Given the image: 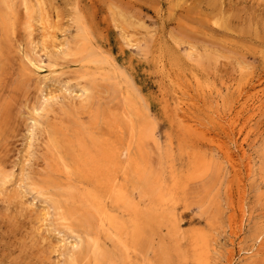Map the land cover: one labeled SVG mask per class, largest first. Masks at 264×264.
<instances>
[{
	"label": "rangeland",
	"instance_id": "1",
	"mask_svg": "<svg viewBox=\"0 0 264 264\" xmlns=\"http://www.w3.org/2000/svg\"><path fill=\"white\" fill-rule=\"evenodd\" d=\"M40 2L53 18L48 38L37 6L32 13L28 0H0V264H92V205L63 170L51 182L49 163L56 154L70 161L75 143L95 156L110 134L132 145L126 125L135 115L152 133L142 155L166 201L155 203V227L131 254L100 237L106 256L113 253L101 264H264V0ZM85 87L90 95L79 101ZM53 133L65 140L58 152ZM201 253L206 262L196 261Z\"/></svg>",
	"mask_w": 264,
	"mask_h": 264
},
{
	"label": "bare ground",
	"instance_id": "2",
	"mask_svg": "<svg viewBox=\"0 0 264 264\" xmlns=\"http://www.w3.org/2000/svg\"><path fill=\"white\" fill-rule=\"evenodd\" d=\"M32 1V2H31ZM22 4L25 3L24 1H21ZM28 6L27 10L29 8V11L32 12L33 8H36L35 6H37V10L39 12V19L37 20L39 22V27L41 30L43 31L42 34V38L45 37L46 35L49 34L48 30L49 29V24L51 19L53 20V18H51L49 16V12H46V8L44 10V2L43 4L40 2V0H28ZM33 3V4H32ZM130 3V2H129ZM27 4V3H26ZM25 4V5H26ZM37 4V5H36ZM43 6H42V5ZM2 5V4H0ZM41 5V6H40ZM186 5V4H185ZM187 6V5H186ZM25 9V6H24ZM26 12V11H25ZM28 12V11H27ZM35 12V11H34ZM33 13V12H32ZM30 14V13H29ZM77 14V13H76ZM130 14V13H129ZM14 15V14H13ZM35 15L38 17V15L35 12ZM92 15V14H91ZM132 15V14H131ZM128 16V13H127ZM126 16V17H127ZM225 16V15H224ZM222 16V18L224 17ZM228 16V15H226ZM14 17V16H13ZM37 17H35L37 19ZM77 17V16H76ZM122 17V16H121ZM125 17V14H124ZM33 17V19H35ZM81 18V15L79 14V19ZM131 18V16H130ZM226 18V17H224ZM78 19V17H77ZM125 19V18H124ZM133 19V18H132ZM135 19V18H134ZM138 19V18H136ZM32 20V19H31ZM82 20V18H81ZM129 20V19H128ZM140 20V19H138ZM212 20V19H211ZM221 23V18L218 19ZM216 19V21H218ZM223 20V19H222ZM34 21V20H33ZM79 21V20H75V23ZM127 21V20H126ZM134 21V20H133ZM215 21V22H216ZM218 21V23H215V25L220 24ZM226 19H224L222 22H225ZM229 21V19L227 20V22ZM137 22V20H136ZM140 22V24H142V20L138 21ZM137 22V23H138ZM226 22V23H227ZM230 22V21H229ZM52 23V22H51ZM127 23H130V21H128ZM186 23V22H185ZM185 23H183L185 25ZM78 24H80L78 22ZM131 24V23H130ZM139 24V23H138ZM139 26H143L142 30L144 29H148L145 27V25H140ZM188 24V23H186ZM224 23H222V26H226ZM52 25V24H51ZM82 25V24H81ZM87 25V24H86ZM133 26H135L136 24H132ZM131 25V27H133ZM78 26V25H76ZM75 26V27H76ZM83 26V25H82ZM138 26V25H137ZM150 26V25H149ZM34 27V26H33ZM52 27V26H51ZM136 27V26H135ZM151 27V26H150ZM187 28L189 26H186ZM220 28V26H218ZM29 28V26H28ZM187 28H184L187 30ZM225 28V27H224ZM3 29V28H2ZM37 29H35L37 31ZM81 29V28H79ZM150 29V28H149ZM226 29V28H225ZM26 30H27V26H26ZM83 30V29H82ZM190 30V29H188ZM12 31V30H11ZM51 31V30H50ZM79 31V30H78ZM85 31V28H84ZM88 31V29H87ZM146 31V30H145ZM149 31V30H148ZM30 32V29L28 30V34ZM80 32V31H79ZM83 32V31H82ZM147 32V31H146ZM39 33V31H38ZM41 33V32H40ZM45 33V34H44ZM48 33V34H46ZM51 33V32H50ZM81 33V32H80ZM85 33V32H83ZM82 34V33H81ZM80 34V35H81ZM141 34V33H140ZM145 34V33H144ZM143 34V36H144ZM147 34V33H146ZM203 34V33H202ZM36 35V34H35ZM76 35V34H74ZM129 35V34H128ZM126 34V37L128 36ZM142 35V34H141ZM150 35V34H148ZM29 36H32V39H34L33 35L29 34ZM40 36V35H39ZM53 35L50 34L49 37ZM83 36V35H81ZM87 36V35H85ZM146 36V35H145ZM206 36V35H205ZM4 37V36H3ZM40 37V38H41ZM80 37V36H79ZM91 37V36H90ZM125 37V38H126ZM130 37V36H129ZM133 37V36H132ZM131 37V38H132ZM46 38H48L46 36ZM46 38L44 40H46ZM51 38V37H50ZM49 38V39H50ZM51 38V39H52ZM143 38V37H142ZM240 38V37H239ZM50 39V40H51ZM86 39V38H84ZM103 39V38H102ZM128 40V38H126ZM241 39V38H240ZM245 39V37L243 38ZM31 40V39H30ZM54 40V39H53ZM83 40V39H82ZM81 40V41H82ZM137 40V38H136ZM41 41V40H39ZM48 41V40H46ZM43 42L42 40V44L45 42ZM52 41V40H51ZM78 41V40H77ZM79 41V43L82 42H86L85 41ZM135 41V40H134ZM155 42V41H154ZM50 43V42H49ZM52 43V42H51ZM135 43H139V40ZM134 43V44H135ZM156 43V42H155ZM41 46V43H39ZM48 44V42H47ZM133 44V45H134ZM179 44V43H177ZM189 45H191V48L194 49L192 46V44L187 43ZM46 45V44H45ZM180 45V44H179ZM43 46V45H42ZM84 46V45H83ZM93 46V45H92ZM105 46V45H104ZM188 46V45H187ZM44 47V46H43ZM79 47V46H78ZM76 46V48L74 49V51L78 48ZM190 47V46H189ZM201 47V46H200ZM82 46L79 48L81 50ZM89 48V47H88ZM104 48V47H103ZM196 48V47H195ZM198 48V46H197ZM196 48V49H197ZM174 49V48H173ZM190 49V48H189ZM202 49V50H201ZM200 51L204 52L205 49L204 47H201ZM204 49V51H203ZM10 50V49H9ZM91 50V49H90ZM94 50V48L92 49ZM109 50V49H107ZM156 50V49H155ZM195 50V49H194ZM73 51V52H74ZM87 51V50H86ZM96 51V50H94ZM198 51V50H197ZM208 51L209 54V50L205 51V55ZM67 52V51H66ZM69 52V51H68ZM89 51H87L88 53ZM109 52V51H108ZM189 52V51H188ZM211 52H213V57H215L216 55H214V51L212 50ZM87 53L85 55H87ZM91 53V51H90ZM88 53V55L90 54ZM100 53V52H99ZM110 53V52H109ZM151 53V52H150ZM155 53V52H154ZM193 53V52H191ZM196 53V52H195ZM104 54V53H103ZM157 54V53H156ZM155 54V55H156ZM194 54V53H193ZM193 54H190V57H195L193 56ZM204 54V53H202ZM8 55V54H7ZM72 56V54H69ZM82 55V56H85ZM92 55V54H91ZM197 55V54H195ZM76 56V55H75ZM198 56V55H197ZM196 56V59L198 58ZM209 56V55H208ZM207 56V57H208ZM27 57L30 59V57L27 55ZM51 57V56H50ZM159 57V56H158ZM162 57V56H161ZM179 57V56H178ZM201 57V56H200ZM199 57V58H200ZM52 58V57H51ZM79 58L80 55H79ZM99 58V56H98ZM101 58V57H100ZM160 58V57H159ZM198 58V62L200 61V63L202 62V57L199 59ZM26 59V58H24ZM174 59V58H173ZM194 59V58H191ZM207 59V58H206ZM210 59V57H209ZM216 59V58H214ZM160 60V59H159ZM205 60V59H203ZM208 60V59H207ZM211 60V59H210ZM6 61V60H5ZM54 61V60H53ZM209 61V60H208ZM205 61V62H208ZM164 62V61H163ZM178 62V61H177ZM154 63V62H153ZM162 63V62H161ZM244 63V61L242 62ZM25 63H23V66ZM29 64L33 67V68H38L37 66H35L34 64H32L31 62H29ZM107 64V63H106ZM12 66V65H10ZM22 66V67H23ZM109 66V65H108ZM160 66V65H159ZM163 66H165L163 64ZM95 67V66H94ZM40 69V67H39ZM78 69V68H77ZM123 69V68H122ZM166 70V69H165ZM98 71V69H97ZM102 71V69H101ZM12 72V71H11ZM104 72V70H103ZM119 72V71H118ZM194 72V71H193ZM75 74V73H74ZM8 75H11L10 73ZM97 75V73H96ZM196 75V74H195ZM198 76V75H197ZM11 77V76H10ZM75 77V76H74ZM6 78V77H5ZM9 78V77H8ZM97 78V77H96ZM193 78V77H192ZM31 82H32V78ZM95 80V79H94ZM82 81V80H81ZM84 82V81H83ZM82 83V82H81ZM36 84V82H35ZM85 84V83H84ZM76 85H79V83ZM118 85V84H117ZM138 85V84H137ZM40 86V85H39ZM85 86V85H84ZM86 86H89L88 83H86ZM210 87V85H209ZM208 87V88H209ZM82 89V88H81ZM90 89V88H89ZM87 90L85 87L84 90V94H83V90H82V95L81 97H77L80 101V99L84 97V102L87 99V97H89L90 95V90ZM80 90V89H79ZM207 90V89H206ZM210 90V89H209ZM1 92V91H0ZM10 92V91H9ZM42 92V89H41ZM41 92H39L41 94ZM210 92V91H209ZM86 94V95H85ZM39 95V94H38ZM42 94H41V99H42ZM126 96V95H125ZM44 97V96H43ZM75 97V96H74ZM73 97V98H74ZM75 97V98H76ZM40 98V97H39ZM48 98V97H47ZM46 98V99H47ZM50 98V97H49ZM48 98V99H49ZM126 98V97H125ZM52 101L54 100V98H52ZM93 99V98H92ZM74 100V99H73ZM76 100V99H75ZM91 100V99H90ZM49 101V100H48ZM82 101V99H81ZM180 101V100H178ZM39 102V100H38ZM76 102V101H75ZM40 103V102H39ZM50 103V102H49ZM88 103V101H87ZM77 104H80L77 102ZM76 104V105H77ZM83 104V102L81 103ZM96 104V103H95ZM180 104H182L180 102ZM37 107H31L33 115L36 116L35 113H37L36 111L38 110V104H36ZM86 105V104H85ZM99 105V104H98ZM97 105V106H98ZM179 105V103H178ZM75 106V105H74ZM79 106V105H78ZM41 108H43L42 106H40ZM79 108V107H77ZM84 108V107H83ZM46 109V108H45ZM130 109V108H129ZM6 110V109H5ZM8 110V109H7ZM77 110V109H76ZM98 110V109H97ZM181 110L183 111L182 107ZM40 111V110H39ZM77 112V111H76ZM125 112V111H124ZM105 113V112H103ZM184 113V112H183ZM99 115V114H98ZM123 115V113H122ZM126 115V113L124 114ZM129 115V114H128ZM182 115V114H181ZM184 115V114H183ZM34 116H31V118L29 119V121H31L32 124L27 125V129L28 127L30 128L31 131L32 128L34 127V124L36 122V118ZM83 116V115H82ZM178 116V115H177ZM183 118V117H182ZM185 118V116H184ZM40 120V119H39ZM75 120V119H74ZM99 120V119H97ZM141 118L138 115H135L134 118H131L127 120L128 126L126 125L129 133V137L130 140L133 139V144H122V140L120 136H116L115 138H113V134H110V137L108 138H104L102 139L101 143L99 142V148L97 149V153L95 156H90L88 154V152H85V150L82 148V146L79 143H75L74 145H72L69 150L70 152L68 153L69 157H71V160L68 161L67 160V156L65 155H57V157H55L54 160H51V162L49 163L50 166V174H53L52 176L50 175V181L53 182V178H56L55 175L59 174L62 170L64 172H66L67 175H69V178H73L74 182H75V186L78 188L77 190H79L80 192H82L83 194V198L85 199V201L89 202L90 205H92L93 208V213L95 214L96 218H97V226L99 227V232H97L93 237H89V239L86 240V243L90 249L91 252V257H92V264H101V261L105 258L106 253L104 251V248H102V246L100 245V237H113L115 239V243H114V248H116V251L119 250L120 252H122L123 254H131V251H135V249H137L139 247V245L141 244V240L144 236V230L146 227H148L149 229H153L155 227L156 224V215H157V210H156V202L159 200L161 202L166 201L165 198V194L161 191L160 185L158 183V181L156 180V178L154 177V175L152 174L151 169H149L147 162L145 161L144 156L142 155V151L144 149V146L146 145V143L148 142V140L150 139V137L152 136V133L150 130L147 129L146 126H144V123L142 121H140ZM85 121V120H84ZM50 122V121H49ZM70 122V121H69ZM186 123V121H184ZM27 124V123H26ZM54 125L53 123H51V126ZM72 125V124H71ZM76 125V124H75ZM49 126V125H48ZM79 127V126H77ZM89 127V126H88ZM54 128V126H53ZM76 128V127H75ZM81 128V127H80ZM188 128H189V124H188ZM34 129V128H33ZM52 129V127H49V130ZM28 131H26V135L29 133V135H27L26 139L33 137L32 133ZM79 131V130H78ZM194 134V130H191ZM77 132V131H76ZM82 132V131H81ZM115 134V133H114ZM118 134V132H117ZM120 134V133H119ZM127 135V134H126ZM67 136V135H66ZM88 136L91 138L92 136L88 134ZM29 137V138H28ZM67 138V137H66ZM50 139L52 141V144L54 145V148L56 149V151L58 152L60 149L64 148V139L60 138L59 136L56 137V134L53 133V135L50 136ZM68 139V138H67ZM92 139V138H91ZM76 142H78V140H76ZM95 143V142H94ZM124 147H123V146ZM81 146L82 152L77 150L76 147ZM135 148V149H134ZM147 150V148H146ZM79 151V152H78ZM151 152V151H150ZM59 154V153H58ZM149 156V155H148ZM150 157V156H149ZM228 157V156H227ZM123 158L126 159V163L124 162ZM195 159V158H194ZM208 159V158H207ZM197 160V159H196ZM230 163V157L229 159H227ZM202 161V160H200ZM149 162V161H148ZM198 162V160H197ZM204 162V161H203ZM232 164V163H231ZM151 165V164H150ZM208 165V164H207ZM49 167V166H48ZM8 168V167H7ZM10 168V167H9ZM205 168V167H204ZM207 168V167H206ZM48 170V168H46ZM8 170V169H7ZM208 170V169H207ZM49 172V171H48ZM209 172V171H208ZM207 172V173H208ZM11 174V171L9 173ZM8 174V175H9ZM2 175V174H1ZM5 175V174H4ZM9 175V176H10ZM210 175V174H209ZM8 176V177H9ZM3 177V175H2ZM7 177V176H6ZM6 177H4L3 179H5ZM7 177V178H8ZM1 178V177H0ZM2 180V179H1ZM8 180L10 181V179L8 178ZM3 181V180H2ZM5 181V180H4ZM7 181V179H6ZM5 181V182H6ZM4 182V183H5ZM1 183V182H0ZM208 183V182H207ZM206 184V183H205ZM7 185V184H6ZM1 186V185H0ZM3 187V185H2ZM2 187H0V190L2 189ZM5 189V188H4ZM160 190V191H159ZM196 191V190H195ZM3 192V191H2ZM1 192V193H2ZM0 193V194H1ZM41 195H45V190H40L39 192ZM66 193V192H65ZM137 193L138 194V199L137 201H135L134 199V194ZM78 196V194H77ZM51 197V196H50ZM49 197V198H50ZM75 197V196H74ZM82 197V196H81ZM44 198V197H42ZM64 200V199H63ZM45 202V201H44ZM49 202V201H48ZM59 202V201H58ZM56 203V202H55ZM50 204V202H49ZM58 205V203H57ZM55 206L57 209V215L59 216V219L66 221L67 217L65 214H63L62 212H59V206ZM61 205V204H60ZM242 207V206H240ZM239 207V209H240ZM71 209V208H70ZM238 209V210H239ZM61 210V209H60ZM116 211H120V213H125L128 217H129V221L128 223H124L122 221H120V219H118L117 217V213ZM56 212V211H55ZM241 214V215H240ZM239 214L240 220L238 222H240V226H238V228L241 230L243 227V223H244V211L241 210ZM84 215V213H83ZM78 217V216H77ZM72 218V217H71ZM86 219V218H85ZM95 219V218H94ZM73 220V219H72ZM81 221V220H80ZM75 222V221H74ZM93 222V221H92ZM68 223V222H67ZM73 223V222H72ZM83 223V222H82ZM89 223V222H88ZM66 224V223H65ZM239 224V223H237ZM81 225V224H80ZM88 225V224H87ZM180 227V226H179ZM68 228V227H67ZM92 228V227H91ZM70 230V229H69ZM263 231V230H262ZM93 232V231H92ZM154 232V231H152ZM264 234V233H263ZM262 234V235H263ZM71 236V235H70ZM68 236V237H70ZM73 236V235H72ZM257 236V235H256ZM261 235L259 234V237ZM255 238V237H254ZM71 239V238H70ZM75 239V238H74ZM217 239V238H216ZM258 239V238H257ZM66 241V240H65ZM76 242V241H75ZM65 244V242H64ZM69 244V243H66ZM77 244V243H76ZM75 243L74 245V248ZM72 245V246H73ZM142 245V244H141ZM232 245V244H231ZM66 246V245H65ZM71 247V245H69ZM79 246V244H78ZM143 246V245H142ZM187 247V246H186ZM67 248V247H66ZM73 249V248H72ZM147 249V248H146ZM239 249V248H238ZM253 249V247H252ZM251 249V250H252ZM66 250H70V249H66ZM65 250V251H66ZM209 250V249H208ZM240 250V249H239ZM75 251V249H74ZM72 251L71 256H76V253ZM250 251V249H249ZM69 252V251H68ZM107 252V251H106ZM70 253V252H69ZM197 255V254H196ZM63 256V255H62ZM111 256H113V253H111ZM111 256H109L108 259L111 258ZM120 256V255H118ZM68 257V256H67ZM65 257V258H67ZM69 259V257H68ZM169 259V258H168ZM71 261V259H69ZM207 261V257L206 254L201 253L199 258H197L196 261ZM63 261V260H62ZM74 261V260H73ZM120 261V260H119ZM201 261V262H202ZM75 264H81V262H75ZM73 263V264H74ZM165 264H167L166 262H164ZM203 264V263H201Z\"/></svg>",
	"mask_w": 264,
	"mask_h": 264
}]
</instances>
